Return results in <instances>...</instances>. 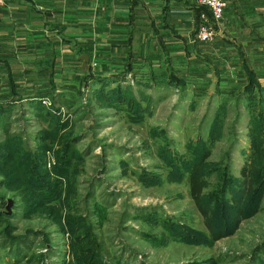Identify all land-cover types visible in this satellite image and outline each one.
<instances>
[{
	"label": "rangeland",
	"instance_id": "374dc122",
	"mask_svg": "<svg viewBox=\"0 0 264 264\" xmlns=\"http://www.w3.org/2000/svg\"><path fill=\"white\" fill-rule=\"evenodd\" d=\"M202 6L211 14L207 18L209 23L204 25L210 26L213 39H217L216 27L226 21V9L222 20L216 22L211 9ZM205 48L210 50L209 45ZM69 57L63 58L67 65L64 62V66L57 68L55 80L58 82L71 80L75 66L82 67L85 73L89 66L99 68L93 62L89 65V57L83 60L75 59L74 54ZM186 61L174 59L172 66L187 72ZM207 63L210 74L193 84L205 87L199 97H192L191 88L180 93L176 88L164 86H136L135 77L128 73L126 81L132 93L142 107L148 108L142 112L140 121L91 97L89 82L82 84L83 97L81 95L79 104L71 110H63L62 119L69 118L73 126L69 130L72 136L78 137L76 150L84 159L71 179L73 199L76 197L78 211L86 218L95 242L102 246L105 263L116 259L120 264H264V192L256 214L240 219L232 233L209 245L173 239L165 227L164 222L170 220L192 231L208 233L203 216L189 194L184 161H190L187 142L198 137L207 141L217 114L215 140L208 160L221 161L228 166L237 191L246 187V180L241 179V168L249 153L250 116L243 98L238 99L242 97L244 83L231 76L236 71L231 64L218 76L211 69L217 63L213 60ZM254 63L251 56L250 64L255 69L261 67L258 62ZM139 70L136 79L147 67ZM261 85L264 87V80ZM225 98L227 102H223ZM46 125L33 116L28 101L24 100L10 111L7 130L22 134L27 146L35 149L36 135ZM158 132L165 134L164 142L170 153L184 158L179 163L181 170L176 178L158 154L161 146L154 135ZM4 137L5 127L0 125V140ZM44 159L46 168L50 169L54 164L53 151L46 150ZM141 174H147L149 182L140 180ZM218 183L216 174H212L206 194ZM69 194L71 197V192L65 190L63 198L70 199ZM9 201L12 204L8 209ZM22 210L19 197L0 182V212L8 217L0 218V264H76L75 249L62 226L48 213H34L25 218ZM6 221L13 228L11 235H20L22 239L12 241L5 231Z\"/></svg>",
	"mask_w": 264,
	"mask_h": 264
},
{
	"label": "trees",
	"instance_id": "16d2710c",
	"mask_svg": "<svg viewBox=\"0 0 264 264\" xmlns=\"http://www.w3.org/2000/svg\"><path fill=\"white\" fill-rule=\"evenodd\" d=\"M196 11L197 19L201 11L211 17L204 6H199ZM52 27L64 29L59 25ZM62 41L66 42L63 38ZM48 44L52 43L48 41ZM80 52L81 49L74 52L75 59L79 60L77 56ZM59 53V50L52 48L36 56L33 61L35 69L24 70L23 82L17 80L11 73L9 62L11 57L5 55L0 57V125L5 127V137L0 140V182L19 197L23 217L28 218L39 212L48 213L62 226L63 233L69 236L73 250L75 249L76 264H107L102 259V246L95 242V236L86 218L78 211L76 197L73 199L71 179L77 173L78 164L84 159L83 154L76 150L75 143L78 137L72 136L69 130L73 127L69 118L62 119L63 110H71L79 104L81 95L83 97L82 84L86 85L89 82L91 97L99 99L105 105L109 104L108 106L116 110L125 111L128 118L134 121L142 120V112L148 108L142 107L132 93L131 85L126 81L128 73L135 77L136 86L146 88L164 86L167 89L176 88L180 93L191 88L192 97L202 95L205 87L192 85L196 82L186 81L169 67L158 71L152 69L149 63L146 64L150 58L142 59L141 63L129 60L121 72L108 77L95 73L91 66L89 73L86 72L88 74L84 76L86 73L80 69L82 67L75 66L71 80L58 82L55 80L57 73L55 57ZM130 54L132 57V51ZM64 62L67 65V60L63 61V65ZM144 66L147 67V71L141 72L136 79L139 68ZM243 71L247 75V82L243 86L242 97L238 99L243 98L250 116L247 129L249 153L241 168V179L246 180V187L237 191L236 182L230 175L228 166L223 165L221 161L212 163L208 160L211 144L215 140L216 119L218 120L219 116L217 114L211 124L207 141L198 137L187 142V155L190 161H184L187 166L189 194L203 216L208 233L192 231L174 221H165L168 234L173 239L209 245L232 233L240 219L250 217L259 210L264 192V87L259 78L264 75L250 70L246 65L243 66ZM24 100L28 101L33 116L47 123L36 135L35 149L27 146L22 134L10 133L7 130L10 111L16 103ZM223 102H227V98ZM257 105L260 106L258 109ZM154 135L161 146L158 149L161 160L171 168L173 178H176L175 175H179L181 170L179 163L184 158L170 153L164 142L165 134L158 132ZM46 150L53 151L54 164L50 169L46 168L44 159ZM212 174H216L219 183L206 194L205 190ZM139 178L143 182L150 180L147 174H141ZM65 190L71 192L70 199H67V196L63 198ZM232 192L235 195H232ZM0 218L8 217L0 212ZM5 223V231L12 237V241L23 238L20 235H11L13 228L7 221ZM108 264H120V261L115 259Z\"/></svg>",
	"mask_w": 264,
	"mask_h": 264
},
{
	"label": "crops",
	"instance_id": "0c3cea01",
	"mask_svg": "<svg viewBox=\"0 0 264 264\" xmlns=\"http://www.w3.org/2000/svg\"><path fill=\"white\" fill-rule=\"evenodd\" d=\"M199 6L200 0H0V57H11V73L22 82L36 56L52 48L60 51L56 68L81 49L79 60L89 57V65L99 67L95 73L107 77L129 60L147 58L152 69L169 67L188 82L210 74L207 60L217 63L211 69L218 76L231 64V76L244 85V65L264 75V0H229L226 21L216 27L219 37L210 43L197 39L199 26L209 23L206 12L197 19ZM251 56L261 67L250 64ZM174 59L187 60V72L175 69Z\"/></svg>",
	"mask_w": 264,
	"mask_h": 264
},
{
	"label": "built area",
	"instance_id": "2783aa9c",
	"mask_svg": "<svg viewBox=\"0 0 264 264\" xmlns=\"http://www.w3.org/2000/svg\"><path fill=\"white\" fill-rule=\"evenodd\" d=\"M229 0H200V4L208 6L216 22L222 20ZM198 40L209 42L213 39V31L210 26L203 25L197 33Z\"/></svg>",
	"mask_w": 264,
	"mask_h": 264
},
{
	"label": "water",
	"instance_id": "95a60500",
	"mask_svg": "<svg viewBox=\"0 0 264 264\" xmlns=\"http://www.w3.org/2000/svg\"><path fill=\"white\" fill-rule=\"evenodd\" d=\"M11 204H12L11 201H9L8 206H7L8 209H9Z\"/></svg>",
	"mask_w": 264,
	"mask_h": 264
}]
</instances>
